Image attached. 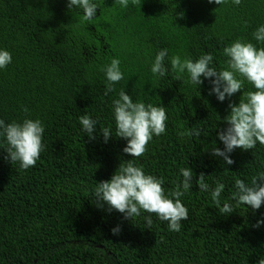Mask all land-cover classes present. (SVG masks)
Masks as SVG:
<instances>
[{
    "label": "trees",
    "instance_id": "obj_1",
    "mask_svg": "<svg viewBox=\"0 0 264 264\" xmlns=\"http://www.w3.org/2000/svg\"><path fill=\"white\" fill-rule=\"evenodd\" d=\"M96 2L95 20L84 24L66 0H0V48L11 53L0 70V119H39L44 127L42 151L28 169L0 149V264H257L264 259V225H254L264 219V203L222 216L195 179L203 173L210 187L223 183L221 204L231 202L235 179L250 183L264 171V146L234 149L231 165L212 156L213 147L223 149L216 134L226 126L229 100L209 95L208 81L198 88L177 72L156 79L149 68L161 48L182 59L210 53L218 71L227 68L223 48L232 42L264 48L252 36L264 24V0H129L126 8ZM113 57L123 78L105 95L101 68ZM242 88L231 103L254 91L246 81ZM121 90L134 102L165 108V132L140 157L123 154L126 141L115 136L111 104ZM84 114L98 120L94 140L80 131ZM104 127L112 130L107 143L99 134ZM189 130L199 135H181ZM130 159L161 178L169 198L179 169L193 171V187L180 197L188 210L180 231L155 214L146 225L145 212L125 220L95 206V183Z\"/></svg>",
    "mask_w": 264,
    "mask_h": 264
},
{
    "label": "clouds",
    "instance_id": "obj_2",
    "mask_svg": "<svg viewBox=\"0 0 264 264\" xmlns=\"http://www.w3.org/2000/svg\"><path fill=\"white\" fill-rule=\"evenodd\" d=\"M208 3L220 5L222 0H208ZM233 3L239 4V0H233ZM128 4L129 0H114V5L121 8L128 7ZM66 8L79 16L80 23L88 24L95 20L98 4L96 0H66ZM252 36L257 43L264 42V24L258 26ZM223 55L227 58V68L218 71L212 66L213 56L210 53L201 54L194 60L182 59L179 55L169 57L168 49L161 48L155 53L149 71L156 79L165 77L167 72L185 74L187 82L198 88L204 81H208L209 95H214L221 103L229 100L228 114L224 118L226 126L216 134L223 149L213 147L211 155L221 157L224 164L231 165L233 161L229 154L234 149L251 150L257 143L264 146V48L238 39L223 48ZM166 57L169 63L167 68ZM10 63L11 53L0 48V70ZM120 63L119 58L113 57L101 68L105 79V95L123 78ZM245 81L252 85L254 91H243V99L240 97L238 103H231L230 98L243 90ZM117 96L111 104L115 136L126 141L122 148L123 154L131 158L140 157L153 136L165 132V108L141 101L134 102L123 90ZM78 123L80 131L89 140H94L93 133L97 130L98 120L84 114L78 117ZM111 131L109 127L99 128L104 143L112 138ZM43 132L44 127L39 119L25 118L8 123L0 119V149L4 150L10 163H16L21 170H26L36 163L42 151ZM181 135L198 136L199 130H189ZM179 175L181 179L169 198L161 187L163 180L145 173L142 167L135 165L130 159L123 166L119 165L109 180L95 183L92 200L97 208L106 206V211L120 213L125 220H131L145 212L149 214L144 216L146 225L152 224L151 214H155L157 220L167 222L168 230L178 232L181 222L188 216V210L181 203L180 197L193 187L194 173L189 167H185L179 169ZM195 184L200 192L210 196L222 216L232 214L240 205L254 212L264 203V171H258L250 183L235 179L232 186L234 190L229 198L231 202L226 199L222 204L220 197L225 187L223 183L217 182L210 187L201 173L196 177ZM261 225H264V219H258L254 227ZM119 232V225L111 229L113 235H118ZM257 264H264V259L260 258Z\"/></svg>",
    "mask_w": 264,
    "mask_h": 264
}]
</instances>
